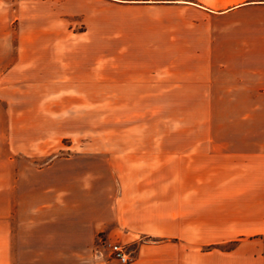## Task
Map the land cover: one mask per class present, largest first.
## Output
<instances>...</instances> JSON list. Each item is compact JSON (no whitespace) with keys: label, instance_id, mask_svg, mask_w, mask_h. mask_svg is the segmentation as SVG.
<instances>
[{"label":"crops","instance_id":"obj_1","mask_svg":"<svg viewBox=\"0 0 264 264\" xmlns=\"http://www.w3.org/2000/svg\"><path fill=\"white\" fill-rule=\"evenodd\" d=\"M12 54L0 85L72 87L62 100L252 107L235 141H116L6 168L0 220L31 214L37 190L47 209L75 208L13 224L4 244L39 230L81 255L0 264H124L94 250L104 242L128 245L127 264H264V0H0V64Z\"/></svg>","mask_w":264,"mask_h":264},{"label":"rangeland","instance_id":"obj_2","mask_svg":"<svg viewBox=\"0 0 264 264\" xmlns=\"http://www.w3.org/2000/svg\"><path fill=\"white\" fill-rule=\"evenodd\" d=\"M47 10V7L40 6L34 12ZM6 56L8 59L0 64V74L18 57L17 54ZM24 81L28 82L22 80L20 84L0 85V184L4 181L5 169L11 171L19 161L25 166L29 159H34L35 166L42 168L56 158L94 153V148H106L110 142L177 137L184 140L183 137L188 136L197 141H235L240 120L243 124L244 113L247 115V110L252 107V103L238 102L62 100L73 97L72 87L36 86ZM188 127L191 134H183ZM43 193L37 190L29 198L31 214H21L16 220H0V257H80L81 247L74 243V239L67 240V245L59 244L60 240L47 239L39 230L30 239L35 244H4V241L11 240L2 232H9L13 224L17 227L31 224L41 229L46 224H54L50 222L52 217L75 208V205L61 206L60 200L53 197L56 202L47 209ZM94 250L103 257H113L110 243L97 245Z\"/></svg>","mask_w":264,"mask_h":264},{"label":"built area","instance_id":"obj_3","mask_svg":"<svg viewBox=\"0 0 264 264\" xmlns=\"http://www.w3.org/2000/svg\"><path fill=\"white\" fill-rule=\"evenodd\" d=\"M110 251L113 257L124 264H127L132 260L131 252L126 244L118 242L110 243Z\"/></svg>","mask_w":264,"mask_h":264}]
</instances>
